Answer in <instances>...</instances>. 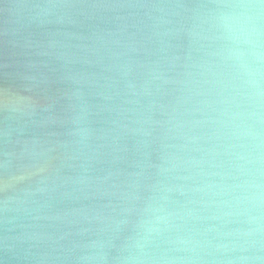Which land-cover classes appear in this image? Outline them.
<instances>
[{
	"label": "water",
	"instance_id": "1",
	"mask_svg": "<svg viewBox=\"0 0 264 264\" xmlns=\"http://www.w3.org/2000/svg\"><path fill=\"white\" fill-rule=\"evenodd\" d=\"M213 5L0 0V264L193 258L200 225L142 224L180 208L168 189L187 172L168 169L200 156L189 139L207 130L199 93L222 47L204 15ZM254 240L216 258H264V235Z\"/></svg>",
	"mask_w": 264,
	"mask_h": 264
},
{
	"label": "clouds",
	"instance_id": "2",
	"mask_svg": "<svg viewBox=\"0 0 264 264\" xmlns=\"http://www.w3.org/2000/svg\"><path fill=\"white\" fill-rule=\"evenodd\" d=\"M204 15L222 47L199 93L207 130L189 139L202 142L195 149L200 156L168 169L187 172L177 177L183 184L168 189L185 202L176 211L154 208V218L142 226L159 234L200 225L196 232L204 239L185 249L194 254L187 264H206V257H213L211 264H257L264 258L216 254L251 252L254 238L264 235V0H214ZM243 224L248 228L230 227Z\"/></svg>",
	"mask_w": 264,
	"mask_h": 264
}]
</instances>
